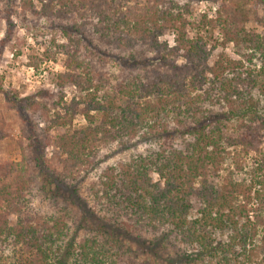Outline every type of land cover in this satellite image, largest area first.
I'll list each match as a JSON object with an SVG mask.
<instances>
[{"label": "trees", "instance_id": "16d2710c", "mask_svg": "<svg viewBox=\"0 0 264 264\" xmlns=\"http://www.w3.org/2000/svg\"><path fill=\"white\" fill-rule=\"evenodd\" d=\"M76 1L43 8L73 46L57 90H1L28 144L21 139L20 163L0 165V264H150L134 244L152 256L188 245L194 250L181 264H264V0H234L227 17L195 26H224L240 58L213 66L207 42L187 36L193 0ZM171 30L173 50L159 41ZM10 39L7 32L0 43ZM81 49L129 75L111 83ZM180 51L181 69L172 61ZM68 85L77 90L70 101ZM78 115L86 123L75 128ZM58 128L66 132L51 137ZM49 144L60 150L61 171L46 158ZM125 150L135 153L121 158ZM252 152L259 157L248 163ZM38 197L52 210L35 211ZM254 197L260 205L250 220Z\"/></svg>", "mask_w": 264, "mask_h": 264}, {"label": "rangeland", "instance_id": "374dc122", "mask_svg": "<svg viewBox=\"0 0 264 264\" xmlns=\"http://www.w3.org/2000/svg\"><path fill=\"white\" fill-rule=\"evenodd\" d=\"M50 0H0V42L5 38L7 32L10 34V41L5 46L0 43V165L7 162L20 163V143L21 139L25 145L28 141L22 138L23 124L14 110H8L5 105V94L3 91L17 92L21 97H31L38 93L40 90H47L49 92H55L57 76L65 71L64 63L67 58V51L73 52L72 44L66 39L62 31L59 28V24L53 23L45 16L44 5ZM76 3L77 1L74 0ZM145 1V0H139ZM234 0H193L188 2L189 12L186 18L190 20L191 26H188L186 32L189 38H195L201 36L207 42L206 57L207 63L213 66L220 59L230 58L232 60H239V56L236 55L233 45L227 43L224 36V26L217 25V27L206 26L199 28L201 21L205 18L217 20L220 17H227L226 9L231 7ZM180 4H184L181 1ZM83 20L87 19V15H91L88 10L81 12ZM264 14V8H259V15ZM92 23L96 22V19L92 16H88ZM7 19H10L11 23ZM78 22L82 20L78 17ZM88 20V21H90ZM63 25L64 21L61 20ZM55 22L58 23V20ZM249 30L254 32H261L262 28L255 26L254 23L248 25ZM88 34L93 32L92 27L89 28ZM177 31H166L159 38L162 43H167L168 46L173 49L178 48L176 42ZM93 40V44L97 41L93 35L90 36ZM84 44V43H81ZM93 51V50H92ZM80 57L85 56L87 61H93L94 64L98 63L94 52L90 54L89 51L81 49L78 52ZM149 57L153 55L152 52L147 54ZM172 61L180 65L186 64V57L184 52L180 51L177 54L172 55ZM99 70L109 78L111 83L115 84L119 82L123 77L125 79L129 73L115 61L108 60V62H100L97 64ZM188 71V70H187ZM139 75L143 77V73L138 71ZM191 73L194 74L193 70ZM119 77V79H117ZM124 81V80H123ZM66 99L70 101L77 95V90L74 86L68 85L64 89ZM260 93H255V97H258ZM218 110V108H213ZM2 119V120H1ZM4 123V124H3ZM83 116L78 115L75 119L74 126L79 128L85 125ZM42 126L44 123H41ZM66 130L62 128L54 129L51 131L50 136L55 137L62 135ZM258 149L264 152V132ZM46 158L52 162V166L61 171L62 166L58 164V159L55 158L57 153H60L55 146L49 144L46 148ZM135 153V150H125L121 154V158H129L131 154ZM256 153H251L248 163H251L252 159L256 157ZM264 155V153H263ZM259 157V155H257ZM262 161V158H258ZM17 167V166H16ZM233 169V168H232ZM226 173H224L225 175ZM237 179H248L243 173L236 176ZM96 181L95 175H92L85 186L82 185L84 193H88L87 187L92 186V183ZM220 185L221 182H216ZM255 189H259L257 186ZM260 205V201L254 197L250 204V220L254 219L256 214V208ZM33 206L35 211L47 212L52 210L47 201H43L40 197L33 199ZM197 215V211L192 212V217ZM83 223V222H82ZM181 248L164 250L157 252L156 255L141 254L137 244L133 245V251L139 253L137 259L148 260L150 264H181L184 259H187L188 255L193 252L194 249H190L188 245L181 244ZM187 249H190L187 251ZM130 252V251H129ZM188 252V253H187ZM128 257V254L125 256Z\"/></svg>", "mask_w": 264, "mask_h": 264}]
</instances>
